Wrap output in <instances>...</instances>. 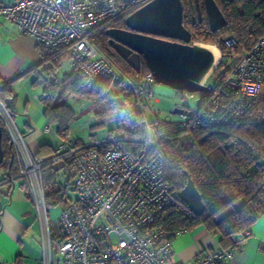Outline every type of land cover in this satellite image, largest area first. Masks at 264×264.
<instances>
[{
  "label": "built area",
  "instance_id": "2783aa9c",
  "mask_svg": "<svg viewBox=\"0 0 264 264\" xmlns=\"http://www.w3.org/2000/svg\"><path fill=\"white\" fill-rule=\"evenodd\" d=\"M150 0H13L0 1V18L20 34L52 51L64 53L71 70L82 73L80 87L107 81L111 91L129 99L143 119L142 147L136 153L99 148L119 140L90 143L69 138L39 160L25 134L0 99V125L6 132L20 178L38 226L41 264H174L172 239L185 229L169 231L158 221L175 203L164 178L163 158L156 147L167 128L179 137L202 127L230 124L254 104H262L264 120V35L243 51L234 37L223 43L215 68L201 80L202 91H177L173 111L161 119L154 110L155 77L148 70L135 81L121 72L91 43V35ZM146 111L152 115L149 120ZM171 114L177 120H171ZM50 124L44 132H51ZM55 162L74 172L76 197L60 207L53 232L46 201L43 167ZM10 180L14 177H10ZM187 215L193 214L185 206ZM234 247L205 249L194 264H224Z\"/></svg>",
  "mask_w": 264,
  "mask_h": 264
},
{
  "label": "trees",
  "instance_id": "16d2710c",
  "mask_svg": "<svg viewBox=\"0 0 264 264\" xmlns=\"http://www.w3.org/2000/svg\"><path fill=\"white\" fill-rule=\"evenodd\" d=\"M198 1L200 17L195 0H181L182 23L191 34V44L212 43L224 54L226 47L223 41L228 37L235 38L234 50L240 52L264 35V0H215L226 19V24L216 31L210 30L201 0ZM128 14L99 28L91 35L90 41L124 75L137 81L147 71L144 62L141 61L139 72L132 70L111 48L106 35L108 28L126 29ZM38 48L41 61H44L35 69L34 83L39 78L44 83L40 98L44 104L43 113L50 123L56 125L59 136L67 139L68 126L74 115L71 108L60 100L73 93L88 99L104 100L117 109L115 125L108 130L107 137H118L119 140L104 143L99 148L136 153L142 147L139 140L144 137V127L142 116L133 103L118 97L107 81L97 82L90 89L80 87L82 73L71 70L70 73L59 74L61 62L67 58L64 53L52 51L41 44ZM23 74L24 71L19 72L12 79L0 75V99L13 116L11 103L15 94L11 82ZM261 111L262 104L258 100L239 120L193 130L190 133L192 140L188 143L180 140L179 131L166 129L165 137L156 150L163 158L164 178L174 193L175 203L158 223L169 231L187 230L202 224L208 230L216 231L223 248L235 245L234 239L250 230L264 214V120ZM2 131L4 159L0 166L5 168V180L15 177L18 168L9 138L4 129ZM49 166H44L43 170H49ZM185 172L193 180L203 201L204 211L200 215H187L185 204L178 197L179 190L186 183ZM53 179V171L43 175L48 206L62 199L60 190L52 186ZM226 209L229 212L216 219Z\"/></svg>",
  "mask_w": 264,
  "mask_h": 264
},
{
  "label": "crops",
  "instance_id": "0c3cea01",
  "mask_svg": "<svg viewBox=\"0 0 264 264\" xmlns=\"http://www.w3.org/2000/svg\"><path fill=\"white\" fill-rule=\"evenodd\" d=\"M0 1L8 3L13 0ZM41 59L38 44L32 38L20 34L16 26L0 18V75L12 79L24 71L22 76L11 82L12 89L13 85L26 77L33 76L35 80V69L44 61ZM70 72L71 68L66 58L61 62L59 74ZM40 82L44 87L42 79L39 78L38 83ZM42 91L38 95L34 112H31L29 100L19 107L16 95L12 107L16 124L25 134L29 148L39 160L49 157L58 143L64 140L57 133L56 125L50 123L43 113L44 104L40 99ZM47 124L55 129L54 133L44 132V126ZM49 167V170L48 168L43 170V175L53 171L52 186L55 190H60L59 195L62 198L50 206L64 205L76 197L72 186L74 172L59 162L52 163ZM4 177L5 168L0 166V264H41L38 227L26 188L20 178L14 177L10 180L9 177L3 180ZM69 189L74 193L72 196H69ZM228 212L229 209H226L216 219H220ZM234 240L233 258L224 264H264V214L244 236ZM171 245V258L174 264H194L205 249L221 247L216 231L208 230L202 224L175 235Z\"/></svg>",
  "mask_w": 264,
  "mask_h": 264
},
{
  "label": "water",
  "instance_id": "95a60500",
  "mask_svg": "<svg viewBox=\"0 0 264 264\" xmlns=\"http://www.w3.org/2000/svg\"><path fill=\"white\" fill-rule=\"evenodd\" d=\"M202 4L210 30L222 28L226 19L215 0H202ZM195 6L200 17L198 0ZM125 26L108 28L106 35L111 48L132 70L139 72L143 61L156 83L176 91L204 90L200 82L214 69V56L204 44L190 43L191 34L182 23L181 0H150L126 16ZM172 111L181 113L177 108ZM2 134L0 125V164L4 159ZM185 175L178 197L189 211L200 215L203 201L189 174Z\"/></svg>",
  "mask_w": 264,
  "mask_h": 264
},
{
  "label": "rangeland",
  "instance_id": "374dc122",
  "mask_svg": "<svg viewBox=\"0 0 264 264\" xmlns=\"http://www.w3.org/2000/svg\"><path fill=\"white\" fill-rule=\"evenodd\" d=\"M197 43V42H196ZM212 44V43H202ZM215 45V44H212ZM219 49V48H218ZM220 55H222L221 50ZM34 77H26L13 85V92L17 96L16 103L22 107L29 100L31 103V112L35 111V103L37 104L38 95L42 91V83H33ZM154 100L152 102L154 110H159V117L165 118L174 108L177 91L163 84L156 83L153 87ZM62 102L66 103L73 112V119L68 126V136L71 140H78L81 143H90L94 140H103L107 138L108 130L115 125L117 109L114 105H110L104 100L88 99L80 97L73 93H68L61 98ZM12 106L14 103H11ZM148 119H153L146 111ZM171 120H177V116L171 114ZM52 131L50 134L54 133ZM192 134H187L180 137L184 143L192 140ZM69 196L74 193L72 189L68 190ZM49 216L53 232L58 231L57 220L60 215L59 206H50ZM38 227V226H37Z\"/></svg>",
  "mask_w": 264,
  "mask_h": 264
},
{
  "label": "bare ground",
  "instance_id": "6f19581e",
  "mask_svg": "<svg viewBox=\"0 0 264 264\" xmlns=\"http://www.w3.org/2000/svg\"><path fill=\"white\" fill-rule=\"evenodd\" d=\"M204 46L209 50V51H211V53L213 54V56H214V64H213V67H212V69L213 68H215V66H217V64L219 63V61H220V51H219V49L216 47V46H214V45H212V44H204ZM209 74V73H208ZM207 74V75H208ZM206 75V76H207ZM205 76V77H206ZM204 77V78H205ZM203 78V79H204Z\"/></svg>",
  "mask_w": 264,
  "mask_h": 264
},
{
  "label": "flooded vegetation",
  "instance_id": "af4514ba",
  "mask_svg": "<svg viewBox=\"0 0 264 264\" xmlns=\"http://www.w3.org/2000/svg\"><path fill=\"white\" fill-rule=\"evenodd\" d=\"M201 4H202V0H201ZM202 6H203V4H202Z\"/></svg>",
  "mask_w": 264,
  "mask_h": 264
}]
</instances>
